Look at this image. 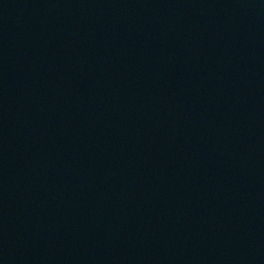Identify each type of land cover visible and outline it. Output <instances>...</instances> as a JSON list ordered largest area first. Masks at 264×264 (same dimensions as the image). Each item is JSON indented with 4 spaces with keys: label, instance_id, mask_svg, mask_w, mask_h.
I'll return each instance as SVG.
<instances>
[{
    "label": "water",
    "instance_id": "95a60500",
    "mask_svg": "<svg viewBox=\"0 0 264 264\" xmlns=\"http://www.w3.org/2000/svg\"><path fill=\"white\" fill-rule=\"evenodd\" d=\"M0 264H264V0H0Z\"/></svg>",
    "mask_w": 264,
    "mask_h": 264
}]
</instances>
